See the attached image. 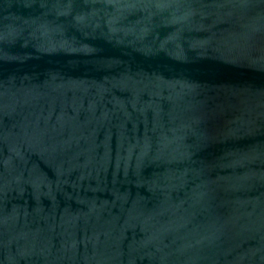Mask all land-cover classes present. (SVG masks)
I'll return each mask as SVG.
<instances>
[{"label": "water", "instance_id": "1", "mask_svg": "<svg viewBox=\"0 0 264 264\" xmlns=\"http://www.w3.org/2000/svg\"><path fill=\"white\" fill-rule=\"evenodd\" d=\"M0 264H264V0H0Z\"/></svg>", "mask_w": 264, "mask_h": 264}]
</instances>
